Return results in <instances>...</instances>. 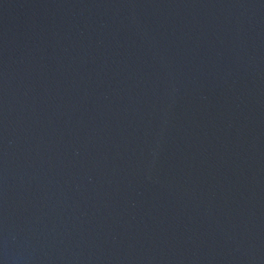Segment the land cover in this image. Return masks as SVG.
Here are the masks:
<instances>
[{
  "label": "water",
  "instance_id": "1",
  "mask_svg": "<svg viewBox=\"0 0 264 264\" xmlns=\"http://www.w3.org/2000/svg\"><path fill=\"white\" fill-rule=\"evenodd\" d=\"M0 264H264V0H0Z\"/></svg>",
  "mask_w": 264,
  "mask_h": 264
}]
</instances>
